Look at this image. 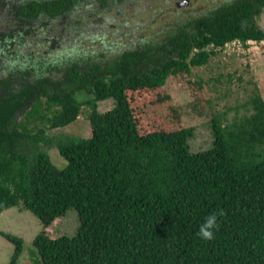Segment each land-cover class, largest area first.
Segmentation results:
<instances>
[{
    "label": "trees",
    "instance_id": "16d2710c",
    "mask_svg": "<svg viewBox=\"0 0 264 264\" xmlns=\"http://www.w3.org/2000/svg\"><path fill=\"white\" fill-rule=\"evenodd\" d=\"M132 1L0 0V216L22 206L40 220L37 264H264V98L256 90L251 115L229 125L207 108L214 142L197 153L195 128L182 126L185 106L158 95L133 107L228 44L264 42V0L178 14L154 39L125 23L124 45L105 42L91 21L96 4L123 12ZM63 29L100 43L80 51ZM33 42L60 48L34 52ZM109 100L112 109L100 112ZM83 114L89 138L52 134ZM54 148L63 164L53 162ZM72 210L79 227L70 236L61 227ZM221 210L214 238L198 237L205 217ZM0 236L18 264L24 239Z\"/></svg>",
    "mask_w": 264,
    "mask_h": 264
},
{
    "label": "rangeland",
    "instance_id": "374dc122",
    "mask_svg": "<svg viewBox=\"0 0 264 264\" xmlns=\"http://www.w3.org/2000/svg\"><path fill=\"white\" fill-rule=\"evenodd\" d=\"M222 1L224 0H134L123 12L110 10L107 13H103L102 10L105 8L97 3V10L92 11L94 16L91 21L103 27L106 34L105 42L124 45L126 40L121 38L119 32L125 23L129 24L130 30L138 32L139 38L154 39L161 35L162 30L171 24L178 14L199 15L221 4ZM96 14L101 17L95 19ZM258 25L264 29V13L259 18ZM64 32L68 35L69 43H82L80 51L90 50L92 46L100 43L92 42V38L81 41L83 37L78 34L63 29L61 33ZM31 47L34 52L40 50L45 54L50 52V49L56 52L60 48L57 44L51 43L48 49H43L42 46L37 47V43L34 42ZM256 90L264 98V42H249L247 48L236 42L228 44L225 50L218 51V55L209 65L194 68L190 76L171 78L161 91H145L138 95L133 107L139 109L145 103L156 100L158 95L171 97L173 107L185 106L181 110L182 126L195 128L196 134L191 141V150L197 153L210 149L214 142L212 118L208 115L207 108L222 116L226 114L223 120L227 125L232 124L244 116L251 115V107H246V104ZM113 104L112 100L102 102L100 112L109 111ZM149 122L151 120L143 121L144 130L148 128ZM169 122L173 125L172 128H176L172 120ZM91 132L87 115L83 114L77 123L52 134L89 138ZM50 153L55 164L63 162L57 149L54 148ZM63 220L65 221L61 230L64 234L75 235L79 227L77 212L69 211ZM42 228L40 220L22 206L9 209L0 216V232L19 236L25 241L24 252L18 264H37L40 260L33 240L42 232ZM13 254L14 246L0 236V264H10Z\"/></svg>",
    "mask_w": 264,
    "mask_h": 264
},
{
    "label": "clouds",
    "instance_id": "9594fccd",
    "mask_svg": "<svg viewBox=\"0 0 264 264\" xmlns=\"http://www.w3.org/2000/svg\"><path fill=\"white\" fill-rule=\"evenodd\" d=\"M233 43H236V42H233ZM237 43H240V42H237ZM224 214L225 213L221 210L218 213L213 212L209 214L208 216H206L203 223L200 225L196 235L205 241L212 240L214 238V230L218 229L219 227L218 216H223Z\"/></svg>",
    "mask_w": 264,
    "mask_h": 264
},
{
    "label": "bare ground",
    "instance_id": "6f19581e",
    "mask_svg": "<svg viewBox=\"0 0 264 264\" xmlns=\"http://www.w3.org/2000/svg\"><path fill=\"white\" fill-rule=\"evenodd\" d=\"M70 97V96H69Z\"/></svg>",
    "mask_w": 264,
    "mask_h": 264
}]
</instances>
